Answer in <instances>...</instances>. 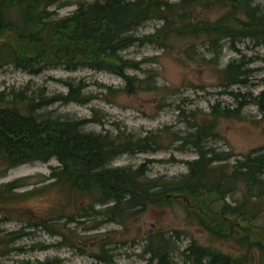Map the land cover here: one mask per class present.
Masks as SVG:
<instances>
[{
    "label": "trees",
    "instance_id": "obj_1",
    "mask_svg": "<svg viewBox=\"0 0 264 264\" xmlns=\"http://www.w3.org/2000/svg\"><path fill=\"white\" fill-rule=\"evenodd\" d=\"M65 1L0 0V67L12 64L31 75L55 66L68 71L83 67L104 70L123 78V90L133 94L141 79L127 70H138L141 61L123 57L122 51L143 42L134 31L146 21L162 22L161 28L146 37L151 43L201 38L210 57L197 53L194 43L185 52L214 68L219 66L226 44L237 52L236 43L242 40H250L254 46L264 44V10L256 0H92L79 2L64 16L50 10ZM213 8L219 10L215 19L197 17V10L204 13ZM244 59L242 54L218 68L222 86L248 82L252 70ZM64 83L65 93L50 95L42 91L37 95L27 90L0 91V174L22 164L55 158L59 165L52 169V181L44 187L56 186L73 197H85L87 206L77 214L80 218L93 213L121 223L128 215L150 206L184 204L188 221L216 240L233 241L242 251L232 257L191 240L177 260L174 253L181 233L176 229L171 234L152 230L144 239L146 264H248L253 250L264 256V148L229 163L228 153L206 144L217 137L218 118H240L249 103L256 104L264 118V91L256 96L232 92L236 101L233 108L216 102L208 113L198 117L190 112L187 130L170 131L168 144L179 150L191 148L196 157L184 162V173L152 177L147 173L149 160L135 167L112 166L111 162L123 154L161 148L159 135L142 136L121 129L88 130L92 119L55 113L50 107L56 103L84 104L91 100L83 80ZM26 179L0 183V209L18 201L24 203L41 190L27 189ZM238 190L241 195L233 197ZM23 234L0 236V248H6V253L13 250L11 244Z\"/></svg>",
    "mask_w": 264,
    "mask_h": 264
},
{
    "label": "rangeland",
    "instance_id": "obj_2",
    "mask_svg": "<svg viewBox=\"0 0 264 264\" xmlns=\"http://www.w3.org/2000/svg\"><path fill=\"white\" fill-rule=\"evenodd\" d=\"M81 1L92 0H66L53 5L50 10L64 16L75 10ZM256 2L264 10V0ZM218 15L219 10L215 8L204 13L197 10L198 18L213 20ZM161 26L162 22L156 19L144 22L134 31V35L143 42L122 51L123 57L141 61L138 70H127L129 75L141 79L133 94L123 90V78L104 70L83 67L68 71L55 66L31 75L12 64L0 67V91L27 90L28 94L34 95L42 91L50 95L65 93L67 87L64 82L68 80H83L87 84L86 92L91 96L89 102L56 103L50 109L69 117L92 119L86 126L88 130L115 132L121 129L142 136L157 133L162 140L161 148L123 154L111 165L135 167L149 160V176H177L187 171L184 162L195 158L196 153L191 148L179 150L176 146H169L170 131L185 132L190 112L198 117L201 113H208L216 102L221 107L233 108L236 101L232 92H248L256 96L264 91V44L254 46L250 40H242L236 43L238 52L230 50L226 44L219 66L214 68L190 58L185 52L188 45L194 43L197 53L210 57L201 38H170L163 44L148 42L146 37ZM242 54L247 67L252 70L248 82L222 86L218 68ZM241 113L240 118H218L217 137L206 142L215 151L228 153L226 161L229 163L264 148V118L257 105L249 103ZM58 165V161L51 158L46 162L12 167L0 174V183L27 177V189H41L24 203L18 201L0 209V236L10 232L25 233L11 244L13 250L6 253V248H0V254L5 252L0 255L1 262L56 260L58 264H146L143 245L148 232L163 230L171 234L174 229L181 233L174 253L177 260L181 259L179 252L191 240L232 257L242 253L233 241L216 240L194 222L188 221L184 204L150 206L144 212L128 215L121 223L106 221L103 216L93 213L80 218L77 214L87 206L85 197H73L56 186L44 187L52 181L50 173ZM232 195L239 197L240 190ZM96 209H104V206ZM70 216L75 220H70ZM248 264H264V256L253 250Z\"/></svg>",
    "mask_w": 264,
    "mask_h": 264
}]
</instances>
